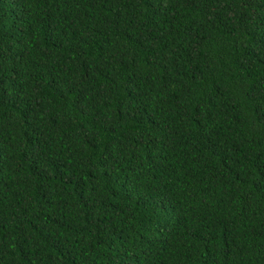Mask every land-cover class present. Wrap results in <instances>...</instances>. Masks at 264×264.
Masks as SVG:
<instances>
[{"label":"trees","instance_id":"trees-1","mask_svg":"<svg viewBox=\"0 0 264 264\" xmlns=\"http://www.w3.org/2000/svg\"><path fill=\"white\" fill-rule=\"evenodd\" d=\"M0 264H264V0H0Z\"/></svg>","mask_w":264,"mask_h":264}]
</instances>
